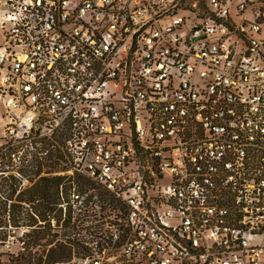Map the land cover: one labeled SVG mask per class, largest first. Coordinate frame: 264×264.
<instances>
[{
    "label": "built area",
    "instance_id": "2783aa9c",
    "mask_svg": "<svg viewBox=\"0 0 264 264\" xmlns=\"http://www.w3.org/2000/svg\"><path fill=\"white\" fill-rule=\"evenodd\" d=\"M0 31V245L49 162L93 187L49 221L73 262L264 264V0H0Z\"/></svg>",
    "mask_w": 264,
    "mask_h": 264
},
{
    "label": "trees",
    "instance_id": "16d2710c",
    "mask_svg": "<svg viewBox=\"0 0 264 264\" xmlns=\"http://www.w3.org/2000/svg\"><path fill=\"white\" fill-rule=\"evenodd\" d=\"M63 177H44L26 191L20 193L15 204L11 207L10 222L12 227L19 228L28 226L31 229L25 234V243L12 264H78L73 260L84 259L89 256V250L80 242L81 234L79 232L77 222L72 224V216L66 214L64 219V230L59 233H51L50 218L54 214L57 226L63 220L62 210L58 209L61 204L60 190L61 187L65 194L71 191L74 187L78 191L84 188H93L90 184H85L78 178H75L74 183H68ZM15 190L11 188L9 198L13 199ZM105 194L99 192L102 198ZM30 204L38 219L32 216L29 211H25L22 204ZM5 205H0V211H5ZM24 221L25 225H19ZM39 223H44L40 225ZM6 223L0 222V228ZM62 233L61 239L59 234ZM1 240V237H0Z\"/></svg>",
    "mask_w": 264,
    "mask_h": 264
},
{
    "label": "rangeland",
    "instance_id": "374dc122",
    "mask_svg": "<svg viewBox=\"0 0 264 264\" xmlns=\"http://www.w3.org/2000/svg\"><path fill=\"white\" fill-rule=\"evenodd\" d=\"M2 33L0 31V43H2ZM50 163L47 162L45 164V168H42L41 171L43 173L45 172H51L50 176L51 177H54L53 174L55 173H60L61 169L57 168V167H52V168H48L47 165H49ZM4 194H8L9 193V188H4L3 190ZM9 195V194H8ZM3 222V223H6L7 221L5 220V217H4V213L3 211H0V222ZM26 223L24 221L20 222V226L21 225H25ZM4 227L3 228H0V237L3 241H5L8 236H14L15 239H19L20 235H19V231L18 229H16V233H13L11 229H9V224L7 223L6 225L4 224L3 225ZM66 231V230H64ZM59 239H61V235L62 233L59 234ZM62 240L64 239H61L60 241L63 242ZM23 250H21L20 246L17 245V243L15 242L14 245L12 246V249L10 251H7L4 247V245H0V264H12L15 256L21 252Z\"/></svg>",
    "mask_w": 264,
    "mask_h": 264
}]
</instances>
